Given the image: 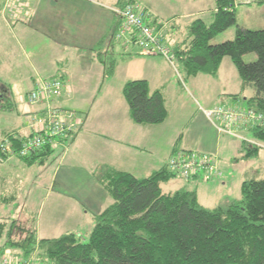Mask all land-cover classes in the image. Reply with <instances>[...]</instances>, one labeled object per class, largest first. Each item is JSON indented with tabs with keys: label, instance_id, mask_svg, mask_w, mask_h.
Instances as JSON below:
<instances>
[{
	"label": "trees",
	"instance_id": "16d2710c",
	"mask_svg": "<svg viewBox=\"0 0 264 264\" xmlns=\"http://www.w3.org/2000/svg\"><path fill=\"white\" fill-rule=\"evenodd\" d=\"M242 1L216 0L211 22L194 19L188 25L183 43L169 50L171 57L181 63L190 76L206 74L215 77L224 59L229 58L242 81V92L245 89L253 92V96L245 100V105L264 115V29L247 30L237 26L236 6ZM5 2L1 3V11ZM253 2L264 5V0ZM119 5L115 9L137 6L144 14L146 25L154 28L166 47L164 34L161 36L158 30L162 23L137 1L120 0ZM120 19L122 23L116 39L124 24V19ZM233 26H237L233 40L211 44L214 38ZM138 35L139 32L134 30L131 39L132 45L141 53ZM250 53L256 54L257 59L245 63L243 57ZM102 63L106 76H112L116 60L107 63L104 59ZM122 94L135 124L158 126L168 120L169 111L163 93L159 90L151 92L147 80L126 82ZM212 108L200 106L199 110L204 114L203 110ZM14 109L15 102L6 93H1L0 110L12 112ZM41 113L39 117L44 115L43 111ZM27 123L29 125L28 120ZM76 131L59 138L55 144L48 143L28 157L19 154L26 137L17 132L9 133L0 144L8 141L14 155L8 158L0 150V160L9 161L16 157L28 166L44 165L54 148L67 146ZM248 133L255 140L264 142V125L249 129ZM246 150L247 158H253L259 152L257 147H246ZM98 179L105 184L114 202L95 215V225L88 241L75 233L38 239L35 218L24 224L13 220L7 225L0 223V237L5 238L0 259L10 255L34 264H264V179L245 181L240 200L215 209L202 206L196 191L182 188L165 194L161 185L176 179L167 165L145 178L104 167ZM16 231L21 235L18 240L13 239Z\"/></svg>",
	"mask_w": 264,
	"mask_h": 264
},
{
	"label": "rangeland",
	"instance_id": "374dc122",
	"mask_svg": "<svg viewBox=\"0 0 264 264\" xmlns=\"http://www.w3.org/2000/svg\"><path fill=\"white\" fill-rule=\"evenodd\" d=\"M103 1L107 2L106 0ZM253 1L243 0L242 4L238 3L236 6L237 26L247 30H263L264 5H258ZM147 2L155 7L154 14L159 15V21L166 26L167 34L165 36L168 37L165 38L164 44L172 50L186 39L188 25L194 20V18L183 17L182 14L192 11L199 13L200 10H205L206 15L202 18L207 22H211L209 12L212 11H210L211 7L214 9L213 5L215 4V0H147ZM1 3L2 0H0V9ZM2 11L0 10V94L5 93L8 89L12 95H15V97H10L11 100L18 99L19 96L24 99L30 88L28 78L34 76L35 72L39 70L34 65L36 61L41 59L50 62L54 59H64L69 54V49L44 47L41 45L42 40L35 47L26 46L25 43H22L24 41L20 38L17 29L13 30L11 28L9 30L5 27L1 21ZM113 11H115V8ZM7 16L6 14L4 17ZM237 26L230 27L219 34L211 41V44L216 45L233 40ZM132 47L134 49L125 50L119 47V50L115 52L117 73L110 78L100 79V76H98L99 81L97 83H100V89L97 94L92 93L91 96L79 94L76 72L72 73L71 76L69 73L61 71H41V73L46 78L59 77L64 74L68 79L70 76V82L75 91L72 86L70 87L65 82V95H71V100H77L73 108L79 114L82 110L89 113L90 124L88 127L91 131L114 138L113 135H108L107 124H102V121L110 115H124V108L128 110V105L122 94V85L129 81L130 76H132L128 71L132 67L138 66L140 75L134 77L149 81L151 92L162 91L169 111V118L164 124L151 126L154 127V131L150 130L146 142L148 151L153 152L151 148H154L156 156L160 158L169 153L167 148L171 149L172 146L177 144V140L181 135L185 140L195 139L198 143H203V140L199 141L195 136L197 113H201L199 111L200 106L210 108L222 105L229 108L248 109L240 101L245 102V98L252 96L253 92L250 89H245L242 94L240 93L241 79L229 58L224 60L225 63L218 76L214 77L206 74L190 76L181 63L171 57V54V60H168L164 55L144 56L138 52V47ZM136 50L137 53L133 52V57L128 56ZM83 51L87 52V49ZM97 51L95 49V53ZM92 56V54H89L87 58ZM4 58H6V61H4ZM256 59L257 56L254 53L246 54L243 57L245 63H252ZM105 60L110 63L113 58ZM81 62H85V60ZM88 62L87 65L84 66L83 64V66L85 71L92 74L91 78L96 75V70L104 71L103 66L97 60L91 63L89 58ZM89 68L93 71L91 72ZM69 88L71 91L68 92ZM26 106L24 107L26 108ZM116 109L121 111L115 112ZM23 113L21 105L12 112L0 110V134L23 123ZM237 134L238 138L226 137L231 146L223 144L222 147H219L222 162L221 169L224 176L222 179L209 182L218 183L220 181L218 185L221 188L220 191L215 193V197H205L203 201L201 195L202 202L200 203L205 208L214 209L227 205L232 201L240 200L241 184L244 181L264 179V146L255 157L247 158L246 147L254 149V147L258 148L259 146L244 141L239 136L242 138L247 137L246 140L256 142L260 146L264 142L250 139L252 134L240 131V129L237 130ZM185 140L182 141L183 143L178 144L179 148L184 147ZM73 147L72 145L70 148V144L63 147L56 146L52 155L41 166L35 164L33 167H21L20 163L22 162H18L17 159L15 161L17 162L16 165L11 164L7 168L0 167L1 225L10 224L13 220H18V223L24 224L28 221L26 219L34 217L38 229V238L40 239L59 238L68 233H75L83 240L88 241L95 224V221L91 222V213L98 210L95 208L96 205L105 203L104 208L111 205L112 198L101 187L97 178L93 176L92 172L95 169H93L92 163L95 158L90 160V167L86 163L89 160L88 156H91L90 152L83 149L80 153L74 151V154H71ZM151 155L147 154V159L155 161L154 153L153 157H150ZM80 156H85L84 161L79 159ZM12 159H16V157ZM142 165L146 168V164L142 163ZM101 171L102 169H100ZM138 176H148V174L139 173ZM222 183H225V185L223 186ZM207 185H209L207 182H200L198 186L194 187H206ZM161 186L164 193H170L171 191L174 193L182 189L184 185L181 180L173 179ZM98 190L101 191L99 193L105 195V199H103L104 197H98ZM226 198H230V201L225 202ZM74 211H77L76 214H72ZM20 238V233L18 231L14 232L13 239L18 240ZM4 241L5 238L0 237V252H2Z\"/></svg>",
	"mask_w": 264,
	"mask_h": 264
},
{
	"label": "crops",
	"instance_id": "0c3cea01",
	"mask_svg": "<svg viewBox=\"0 0 264 264\" xmlns=\"http://www.w3.org/2000/svg\"><path fill=\"white\" fill-rule=\"evenodd\" d=\"M3 1L5 0H2V2ZM106 1L107 2L103 0H31L32 3L30 7L24 10L22 14V18L20 20L8 21L6 18L1 16L2 18L1 21L3 22L5 27L9 30L11 28H13V30L17 29L19 31L18 34L20 35V38L24 41L22 43H25L26 46L28 47H35L36 45H39L40 40H42L43 43H41V45H43L44 47L69 49V54L65 56L64 59L63 58L61 60L54 59L50 62H45L41 59L36 61V64L34 65H36L39 70L35 72L34 76L28 78L30 81V88L29 91L27 92L28 94L35 88L38 79H53V78H62L64 82H67V84L70 87L72 86L73 90L75 91L74 86L70 82L71 80L70 76L72 75V73L76 72L77 75L76 79L78 80V85H79L78 88L79 94L82 96H91L92 93L97 94L98 90L100 89V83H97V81H99L98 76H100L99 77L100 79L106 77L110 78L115 76V74L117 73V69H115V72L112 76L110 77L106 76L102 61L107 58L110 59L113 58V60H116L115 52L119 50V47L125 50V49H132L133 45L127 44L126 42H124V40L118 41L115 38V35L118 29L120 28V24L122 23V20L120 19V17L117 16V14L115 13V11H113V9L116 7H120L119 5L120 0H109V1L106 0ZM134 1H137V3L142 8L146 9L147 12L154 19H157L159 21V15L154 14L155 7L152 6L150 2H147V0H134ZM213 6L214 9L211 7L210 11L211 10L212 11L209 12L210 13L209 17L211 18V20H212L211 14L215 12V4ZM200 11L201 12L199 13L195 11L186 12L182 14V16L187 17L188 19L202 18L204 15H206V11L205 10H200ZM192 22L193 20L191 21V23ZM158 30L161 36L163 33L165 38L168 37L165 36V34H167V31H166V26L163 23ZM86 49L87 52H84L83 50ZM95 49L98 50L97 53H95ZM133 52L137 53V50L132 51L130 54H128V56L133 57L132 56ZM89 54L93 55L92 57H89L90 62L93 63L95 62V60H97V62L100 63L104 69L103 72H101V70H96V75L94 76V78L90 77L92 74H90L89 71L84 70L85 64L87 65L89 63L88 62L89 58H87ZM83 60H85V62H81ZM4 61H6V58H4ZM224 63L225 61H223L219 73L221 72ZM116 68H117V60H116ZM89 69L91 70V72L93 71L91 68ZM41 71H51V72L61 71V72L69 73L70 76L68 79L64 76V74H62V76L59 77L54 76L52 78H46V76H44L41 73ZM128 72L132 75L130 76L131 77L130 80L144 79V78L134 77L136 75L137 76L140 75L138 66L132 67V69H130V71ZM124 85L125 84L122 85V90ZM65 90H66V84H65ZM69 91H71L70 88L68 89V92ZM243 92H242V81H241L240 93L242 94ZM5 93L8 98L15 97V95H12V93L8 89H6ZM27 95L25 94L24 99L21 98L22 96H19L18 99L11 100L15 102V109L18 108L20 105L22 106L24 112L22 116L24 121L20 125L18 124L14 128L9 129L3 132L2 134H0L2 135L0 136V141L1 138L3 139L5 135L12 132H17L23 137H27L30 135V130L28 129L26 116H28L29 114L31 116L34 115V117L38 116L43 111L44 108L43 106H35V107L31 106L27 102ZM252 96L246 97L245 100ZM70 97L71 95L67 96L64 93L63 97L55 101L53 105L64 110H71V111L75 110L74 112H76V117L81 123L77 131L74 133L73 138L70 140V142H68V144H70V148L72 147V145L74 146L73 149L71 150V154H74V151L80 153L81 151H83V149L90 152L91 156H88L89 160L86 161V163L90 165V160H94L95 158V160L92 163L93 164L92 167L93 169H95V171L92 172L93 176L97 178V181L99 182L101 187L105 189L107 193L108 190L105 184L98 179V176L102 174V171L100 172V169L103 170V168L105 167L116 171L131 173L138 178H145L150 176L154 172L166 167L167 162L171 158V156L177 150L180 149L206 151L201 153L210 154L214 156L219 169L222 171L224 175V172L221 169L222 162L220 158L219 147H222L223 144L227 146H231V143L226 139L228 135L219 134L216 128L212 125V123L200 110L199 111L201 113H197L198 119H197V128L195 129V136H197L199 141L203 140V143L202 142L198 143L197 141H195V139L185 140L183 138V135H181L177 140V144L172 146L171 149L167 148V152L169 153L162 156L165 159L164 161L163 158L156 156L154 148H151L153 152L150 150L148 151L147 149L148 146L146 142L148 138V133L150 132V130L154 131V127L135 124L130 117L129 107L128 110L124 108L123 110L124 115H116V116L110 115L102 121V124H107V128L109 129L108 135L114 136V138H110L109 136H103L99 132L90 130V128L88 127L90 124V117L88 116L89 113H85V110H82L81 114H79V112L75 108H73L75 105V101L77 100H71ZM240 102L243 105H245L243 101ZM24 106H26V108ZM114 111L119 112L121 110L116 109ZM77 113L81 116H79ZM250 139L255 140L252 137ZM183 140H185L183 145L184 147L179 148L178 144ZM263 146L264 143L262 146L258 147L259 150H261ZM153 153H154L155 161L148 160L147 159L148 157H146L147 154L149 155L152 154L150 157H153ZM84 157L85 156H80L79 159L84 161ZM16 160L17 159H12V160L10 159L9 161H3V162L0 161L1 164L0 167L7 168L11 166V164L16 165L17 164V162H15ZM18 162H22L20 163L21 167H33V165L28 166L20 159H18ZM142 163L146 164V168L143 167ZM139 173L148 174V176H138ZM174 180H181V183L184 185L182 188L196 191L199 202H202L201 195L203 201L205 197L213 198L215 197V193L220 191L221 188L218 185L220 181H218V183L207 182V184L209 185H207L206 187L198 188L194 186H198V183L204 181H201L200 179L186 181L177 178ZM242 184H241V188H242ZM222 185L224 186L225 183H222ZM99 192L101 191L98 190V197L99 198L104 197L103 199H105L106 198L105 195ZM170 193H173V191H171ZM165 194H169V193H165ZM224 201L225 202L230 201V198L228 199L226 198V200ZM113 202L114 201L112 199V204ZM104 207H105V203L102 205L95 206V208H97L98 210L96 212L91 213V222L95 221L94 220L95 215L102 213L107 208ZM76 212L77 211H74L72 212V214H76ZM32 218L34 217H29L26 220L30 222ZM37 236H38V229H37ZM44 239H51V238H44Z\"/></svg>",
	"mask_w": 264,
	"mask_h": 264
},
{
	"label": "built area",
	"instance_id": "2783aa9c",
	"mask_svg": "<svg viewBox=\"0 0 264 264\" xmlns=\"http://www.w3.org/2000/svg\"><path fill=\"white\" fill-rule=\"evenodd\" d=\"M31 0H6L3 15L8 21H18L22 18L25 9L29 8ZM5 12V13H4ZM115 12L124 19L117 35V40H127L132 44L131 33L139 32L138 45L143 55H164L168 60L170 50L160 42L159 35L154 28L147 26L144 22V14L137 6H127L124 9H115ZM65 93V82L62 78L38 79L35 88L28 94V103L35 106H43V116L27 117L30 135L23 142L19 154L22 157L30 156L48 143L55 144L56 141L65 137L68 133L76 131L80 121L75 113L70 110L57 108L53 103L63 97ZM207 119L216 128L219 134L237 137V130L248 132L258 125H264V115L253 109H237L226 106H216L212 109L203 110ZM244 129V130H243ZM255 146L258 143L246 140ZM0 150L8 158L14 155L11 144L5 141L0 144ZM169 172L177 179L186 181L200 179L204 182L223 178L216 159L210 154L195 151H176L167 162ZM0 264H34L29 260H18L10 255L0 259Z\"/></svg>",
	"mask_w": 264,
	"mask_h": 264
}]
</instances>
